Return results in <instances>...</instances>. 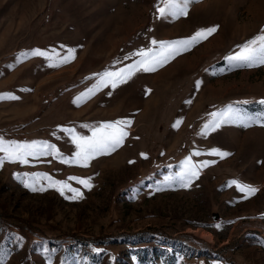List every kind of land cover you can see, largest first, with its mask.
<instances>
[{"label":"rangeland","instance_id":"1","mask_svg":"<svg viewBox=\"0 0 264 264\" xmlns=\"http://www.w3.org/2000/svg\"><path fill=\"white\" fill-rule=\"evenodd\" d=\"M158 6L162 0H0V94L18 97L0 100V135L45 141L61 154L0 167V264H264V119L200 135L210 114L229 105L264 117V64L227 59L264 34V0H193L179 18H162ZM214 26L163 67L74 102L97 82L93 74L133 63L139 56L131 54L158 47L153 39ZM32 49L47 55H22ZM68 49L75 58L61 63ZM116 120L131 121L122 146L87 167L63 162L76 151L63 128L91 136ZM214 148L229 155L209 154ZM189 156L209 163L187 188L168 181ZM24 173L66 181L83 197L69 199L46 179V191H32L17 179ZM72 177H90L92 187ZM233 179L258 191L244 199L226 186Z\"/></svg>","mask_w":264,"mask_h":264},{"label":"snow or ice","instance_id":"2","mask_svg":"<svg viewBox=\"0 0 264 264\" xmlns=\"http://www.w3.org/2000/svg\"><path fill=\"white\" fill-rule=\"evenodd\" d=\"M193 0H162L163 7H157V11L160 16L179 18L180 16H186L188 14V6ZM217 30L216 26L199 29L190 37L175 40V41H156L153 39L151 44L158 47H149L147 49H140L136 53L131 55L139 56V59L133 61V63L126 65L124 68L118 71L105 70L102 73L93 74L97 76V82L86 92L81 93L74 102H79L81 98H90L95 92L102 88L111 86L112 89L117 88L120 84L126 83L137 72L155 71L157 67H163L169 60L174 59L176 55H179L182 51H188L196 44L208 38ZM240 51L235 55L227 57L229 61L236 64L246 65L248 67L255 66L256 64H264V34L257 35L251 40L247 41L243 45H240ZM24 57L27 56H46L47 54L41 49H32L22 53ZM75 58V50L68 49V54L61 59V63H68ZM128 57H125L127 59ZM50 66H59L58 64H50ZM200 81L196 82V86L199 87ZM111 95V93H109ZM2 99H18V97L11 94H0V100ZM264 103V101H261ZM211 119L204 124L201 129L200 135H207L209 131H215L222 124L227 123H239L245 127L250 126L251 123L258 122L261 118L248 117L242 114L237 108L232 105L227 106L225 109L213 112L210 114ZM182 123L181 120H177L173 127H178ZM131 121L116 120L105 122L99 126H95L91 129L92 135L85 136L77 133L73 128H63L62 131L67 133L71 138V143L75 145L76 151L71 159H65V163H76L81 166L87 167L89 161L100 155L110 154L118 147L122 146L125 138L128 136V132L125 130L130 126ZM86 127V126H85ZM0 167L5 162L28 164L30 157L41 156H60L59 150L55 145H51L45 141H15L5 140L0 135ZM199 151L193 153V155H200ZM211 155H219L221 158L229 155V153L221 152L219 149L209 150ZM145 156V154H141ZM132 163V161H130ZM209 162H201L196 164L192 162L191 156L186 157L182 162L181 172L175 177L166 178L168 181H174L181 187H189L192 180L198 178L199 168L206 167ZM215 163V161H212ZM17 179L21 180L24 187L29 188L32 191H46L47 188L43 185H39L41 179L47 180L48 188H55L57 191L64 195L65 190L72 193L69 199H80L83 197V193L76 188L71 187L66 181L54 180L48 177L47 174L40 173H24L17 174ZM83 185L85 188H91V178H79L72 177ZM39 185V186H38ZM235 185L236 189L243 193L244 199H248L250 196L255 195L258 189L252 185L245 184L237 179H233L227 183L226 186ZM218 227V225H217Z\"/></svg>","mask_w":264,"mask_h":264},{"label":"bare ground","instance_id":"3","mask_svg":"<svg viewBox=\"0 0 264 264\" xmlns=\"http://www.w3.org/2000/svg\"><path fill=\"white\" fill-rule=\"evenodd\" d=\"M206 234V233H205ZM203 235V234H202Z\"/></svg>","mask_w":264,"mask_h":264}]
</instances>
